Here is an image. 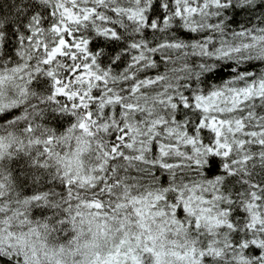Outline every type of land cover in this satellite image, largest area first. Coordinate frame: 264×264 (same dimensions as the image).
<instances>
[{"label":"snow or ice","instance_id":"snow-or-ice-1","mask_svg":"<svg viewBox=\"0 0 264 264\" xmlns=\"http://www.w3.org/2000/svg\"><path fill=\"white\" fill-rule=\"evenodd\" d=\"M0 264H264V0L0 5Z\"/></svg>","mask_w":264,"mask_h":264},{"label":"trees","instance_id":"trees-1","mask_svg":"<svg viewBox=\"0 0 264 264\" xmlns=\"http://www.w3.org/2000/svg\"><path fill=\"white\" fill-rule=\"evenodd\" d=\"M6 2V0H0V5H3Z\"/></svg>","mask_w":264,"mask_h":264}]
</instances>
